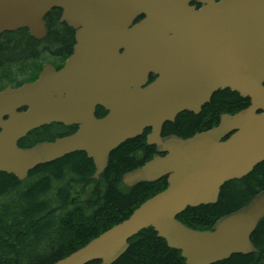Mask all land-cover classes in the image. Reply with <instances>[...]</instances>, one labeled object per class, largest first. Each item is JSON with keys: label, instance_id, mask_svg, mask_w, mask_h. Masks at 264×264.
<instances>
[{"label": "water", "instance_id": "95a60500", "mask_svg": "<svg viewBox=\"0 0 264 264\" xmlns=\"http://www.w3.org/2000/svg\"><path fill=\"white\" fill-rule=\"evenodd\" d=\"M55 8L75 32L73 50L60 71L45 65L36 80L0 91V173L22 181L39 165L84 152L98 179L114 149L150 128L146 143L163 155L123 174L122 183L166 177V188L52 264H113L148 228L185 264L254 253L250 236L264 218V189L212 230L176 218L216 204L227 182L264 161V0H0V35L26 28L40 40L44 17ZM150 75L155 79L147 82ZM219 90L238 93L248 107L221 114L217 125L187 139L162 138L165 123L182 112L197 115ZM96 107L106 115L97 118ZM52 123L78 129L18 147L30 131Z\"/></svg>", "mask_w": 264, "mask_h": 264}, {"label": "trees", "instance_id": "16d2710c", "mask_svg": "<svg viewBox=\"0 0 264 264\" xmlns=\"http://www.w3.org/2000/svg\"><path fill=\"white\" fill-rule=\"evenodd\" d=\"M59 13L53 10L46 16L48 31L43 40L32 39L26 29L0 36V90L6 83L20 85L34 79L44 64L61 65L70 55L73 33L65 24H58ZM15 72L22 76L21 81L12 78ZM248 105L249 100L238 93L219 90L198 115L182 112L174 122L165 123L162 136L188 138L217 125L221 114L233 115ZM56 131L55 126L34 130L18 146L30 147L63 136ZM147 133L112 151L97 180L92 178V161L82 152L39 165L21 182L0 173V264H52L127 219L143 202L163 191L166 178L130 188L121 181L123 174L156 154L145 142ZM263 189L264 161L249 175L227 182L216 204L187 208L177 220L194 230H212L216 220L241 209ZM250 238L256 252L232 255L214 264H264V219ZM113 264H184V260L148 228L128 241L126 252Z\"/></svg>", "mask_w": 264, "mask_h": 264}, {"label": "flooded vegetation", "instance_id": "af4514ba", "mask_svg": "<svg viewBox=\"0 0 264 264\" xmlns=\"http://www.w3.org/2000/svg\"><path fill=\"white\" fill-rule=\"evenodd\" d=\"M191 6H196V8H199L200 7V4H198L197 2L195 1H192L190 3ZM60 16H61V11L59 13V18H58V24H65L64 22H61L60 21ZM46 22V20H45ZM66 25V24H65ZM67 26V25H66ZM47 27V26H46ZM68 27V26H67ZM69 28V27H68ZM70 29V28H69ZM72 30V29H71ZM72 33H73V41H74V31L72 30ZM65 61V59H64ZM64 61L62 62L61 65H58V64H51V66L55 69V71H60L62 68H63V65H64ZM42 69V67H41ZM40 69V71H41ZM39 71V72H40ZM39 72L36 74V77L32 80H30L29 82L31 81H34L37 77H38V74ZM154 79L153 76H150L149 77V82H151L152 80ZM8 85H12L14 86V83H9ZM97 109V108H96ZM189 113V112H188ZM192 114V113H191ZM194 115V114H193ZM178 116V115H177ZM176 116V117H177ZM176 119V118H175ZM175 121V120H174ZM49 126H55V128L57 129L56 133H60V135H63V136H67V135H70L72 134L73 132H75V130L77 129V126L76 125H64V124H61V123H54V124H50L48 125ZM43 127H47V126H43ZM41 127V128H43ZM40 129V128H39ZM163 130V129H162ZM162 134V133H161ZM170 136H175L174 134H165V136L163 138H166V137H170ZM156 150V149H155ZM156 152H158L156 150Z\"/></svg>", "mask_w": 264, "mask_h": 264}, {"label": "rangeland", "instance_id": "374dc122", "mask_svg": "<svg viewBox=\"0 0 264 264\" xmlns=\"http://www.w3.org/2000/svg\"><path fill=\"white\" fill-rule=\"evenodd\" d=\"M12 78L15 80V81H20L22 79V76L19 75V73L15 72L13 75H12Z\"/></svg>", "mask_w": 264, "mask_h": 264}]
</instances>
